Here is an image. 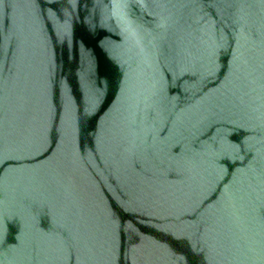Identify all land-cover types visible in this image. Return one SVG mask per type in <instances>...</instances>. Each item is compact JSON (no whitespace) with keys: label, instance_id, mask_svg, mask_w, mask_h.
<instances>
[{"label":"water","instance_id":"95a60500","mask_svg":"<svg viewBox=\"0 0 264 264\" xmlns=\"http://www.w3.org/2000/svg\"><path fill=\"white\" fill-rule=\"evenodd\" d=\"M0 264H264V4L0 0Z\"/></svg>","mask_w":264,"mask_h":264},{"label":"snow or ice","instance_id":"6c2138e0","mask_svg":"<svg viewBox=\"0 0 264 264\" xmlns=\"http://www.w3.org/2000/svg\"><path fill=\"white\" fill-rule=\"evenodd\" d=\"M260 3H261V4H264V0H260ZM58 120H59V118L57 117V121H55L54 124H53V132L56 131L55 123L58 122ZM69 248H70V238H69Z\"/></svg>","mask_w":264,"mask_h":264}]
</instances>
